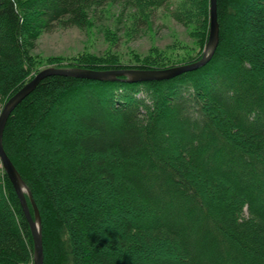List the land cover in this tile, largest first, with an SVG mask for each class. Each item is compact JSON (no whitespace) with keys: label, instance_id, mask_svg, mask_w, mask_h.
I'll return each mask as SVG.
<instances>
[{"label":"trees","instance_id":"16d2710c","mask_svg":"<svg viewBox=\"0 0 264 264\" xmlns=\"http://www.w3.org/2000/svg\"><path fill=\"white\" fill-rule=\"evenodd\" d=\"M216 8L218 44L202 67L147 82L47 76L11 112L2 144L38 210L43 264H264V0ZM162 9L195 43L177 35L136 52L133 37L153 33ZM29 22L45 33L98 26L101 52L52 67L161 69L200 59L209 0H0L2 103L41 69ZM119 42L136 63L115 56ZM2 172L0 264H33Z\"/></svg>","mask_w":264,"mask_h":264},{"label":"water","instance_id":"95a60500","mask_svg":"<svg viewBox=\"0 0 264 264\" xmlns=\"http://www.w3.org/2000/svg\"><path fill=\"white\" fill-rule=\"evenodd\" d=\"M218 39L219 27L217 21L216 0H209L208 41L203 50L202 56L196 61L161 69L120 68L92 70L86 68L46 67L34 74L29 81L23 84L5 101L2 108L0 109V164L16 194L23 216L28 223L33 243V264H43V249L39 213L29 189L27 188L18 171L7 156L2 144L3 130L6 121L15 107L35 89L37 84L43 78L52 75L68 76L73 78L97 81H112L121 79L130 82L161 81L174 78L182 73L196 70L199 67L205 65L213 55L218 44ZM26 197H28L30 200L32 213L28 207Z\"/></svg>","mask_w":264,"mask_h":264},{"label":"rangeland","instance_id":"374dc122","mask_svg":"<svg viewBox=\"0 0 264 264\" xmlns=\"http://www.w3.org/2000/svg\"><path fill=\"white\" fill-rule=\"evenodd\" d=\"M20 1L24 2L26 0H19V2ZM21 10L25 14L29 13V10H27L26 7L22 8ZM153 19V33L149 31L140 32V36L139 34H136V36L133 37L134 39L130 42L131 47L135 48L136 52L144 54L148 51L150 45L153 43L163 46L173 40L177 35L179 38L184 39L187 42L186 46H192V44L195 43L193 38H190L188 35H184V27L167 17L166 9H162L155 13ZM28 25L26 23L27 27H25V41L30 49V53L33 55L36 61L35 65L41 67V69L52 67V65H54V63L51 62L52 58L62 61V63L59 65L67 64V59H77L81 57L79 56L80 54L96 55L106 47L105 43L103 42L102 34L98 33L97 31L98 26L97 28L93 29V32L79 30L74 27L67 29H61L58 27L52 32L45 33L42 30L33 28L30 22ZM116 49L117 52L115 56L118 55L122 63L127 65H133L136 63L134 55H132L130 51L126 49V45H123L121 42H119L116 45ZM189 51L190 50L185 48L181 49L180 51L175 50L169 57L171 59L168 60L176 63L182 58L186 57ZM4 103L5 101H3V103L0 102V109ZM116 121V118H113V122ZM169 143L171 144L170 141ZM160 145L162 146L163 151L168 153L171 152L172 147L166 145V143L161 142ZM2 171L3 169L0 164V184H2L3 178ZM1 192L6 198V195L8 194L4 187L2 188Z\"/></svg>","mask_w":264,"mask_h":264}]
</instances>
